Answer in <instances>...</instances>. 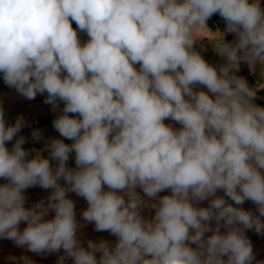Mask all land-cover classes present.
I'll list each match as a JSON object with an SVG mask.
<instances>
[{
  "label": "clouds",
  "instance_id": "clouds-1",
  "mask_svg": "<svg viewBox=\"0 0 264 264\" xmlns=\"http://www.w3.org/2000/svg\"><path fill=\"white\" fill-rule=\"evenodd\" d=\"M216 14L219 68L195 48ZM242 63L264 75L260 0H0L4 83L27 100L46 93L60 109L54 129L72 141L26 151L23 116L7 124L0 107V238L37 255L63 249L59 264H253L245 233L264 235V107L236 75ZM36 186L50 195L25 207ZM69 192L114 244L82 245Z\"/></svg>",
  "mask_w": 264,
  "mask_h": 264
},
{
  "label": "crops",
  "instance_id": "crops-1",
  "mask_svg": "<svg viewBox=\"0 0 264 264\" xmlns=\"http://www.w3.org/2000/svg\"><path fill=\"white\" fill-rule=\"evenodd\" d=\"M261 7L264 8V0H260ZM209 31H204L202 33L203 36L207 38H203L201 40L197 41V44L195 45V48L197 51H201V45H203L204 50L201 51V55L203 58L213 66H216L219 68V66L223 65L225 63V60L222 56L217 54V52L214 50L212 44H217L219 42L218 39V33L213 32H223L225 28V22L219 17L218 14L213 15L207 22ZM78 32V37L81 41V43H85L88 40V37L86 33L80 32L77 29V26L74 28ZM225 41L231 42L235 39L233 34H225L224 36ZM212 44H211V43ZM137 69L139 68V65H136ZM262 68L260 65H256L253 69H250L247 64L242 63L240 66V70L236 72V75L244 77L247 82L250 81L252 84H256L257 86L261 85V80L264 79V75H261ZM258 86V87H259ZM204 91H207V89H202ZM15 94H18L17 92ZM46 93L44 95L38 94L35 99L33 100H27L20 94H18L19 97H21L18 101L11 103L9 105H6L3 108L5 113V120L7 124H13L18 116H23L26 126L22 128V130L18 133L19 136H24L26 138V142L22 145V147L26 151H30L31 149L36 150H42L45 148V142L49 138H57V139H63L65 143L71 144L72 141L64 139L60 136V134L54 129L53 127V120L56 118V116L59 114L60 109H57L56 111L52 110V106L45 104L44 100L46 99ZM63 103L61 102L60 108L62 109ZM74 115V114H69ZM165 124H171L174 128L179 129L181 127L180 124L165 120ZM33 130H40L42 133V138L39 141H34L32 138V132ZM15 142V138L12 142L7 143V147L11 148L12 144ZM45 156L48 155V153L45 151L43 152ZM30 155H35V153H31ZM54 163V162H53ZM68 167L75 168V154H71L69 161L67 162ZM3 179H0V184L5 183ZM61 183L63 181L61 180ZM39 186L28 188L26 191L29 190H36L39 189Z\"/></svg>",
  "mask_w": 264,
  "mask_h": 264
},
{
  "label": "rangeland",
  "instance_id": "rangeland-1",
  "mask_svg": "<svg viewBox=\"0 0 264 264\" xmlns=\"http://www.w3.org/2000/svg\"><path fill=\"white\" fill-rule=\"evenodd\" d=\"M73 29L76 27L75 22H72ZM250 87L257 89V95L255 98V103L261 107H264V79L261 80V85L258 87L256 84H252V82L248 81ZM16 91L12 88H9L3 81L2 74H0V107H4L11 103L18 101L21 97L18 94H15ZM64 183V182H63ZM61 183V184H63ZM106 188V186H105ZM51 190H45L42 188L36 190L25 191L24 195L26 197L25 207H30L35 203L40 202L41 200H47V197L50 195ZM138 191H140L138 189ZM169 191L161 192L159 195H169ZM141 195L143 193L141 192ZM217 195H223L222 192H218ZM68 197L72 199L75 203V212L77 221L83 225L79 230V237L81 239L82 245L84 247L87 246L88 240L99 241L101 239L107 240L111 243H115L116 237L111 235L108 232H97L94 230V224H90L83 220L82 212L88 207L87 201L77 196L75 193H68ZM229 203H234L229 200ZM200 207H207V201L201 203ZM239 207H243L245 210L255 211V205L251 201H245L243 205ZM146 217H150L154 215V209H145L142 213ZM54 213H49L48 218H52ZM26 227V224L21 223V230ZM221 231H225V229H221ZM210 234V233H209ZM245 235L251 241L253 247V253L255 256V260L253 264H260V262H264V235L257 234L254 230L246 231ZM64 251L61 249L59 252L37 255L35 253L27 251L26 248L17 247L13 241L0 238V264H14V261L10 258H15L17 262H19V258L22 256H26L33 261V264H59L60 258L64 256ZM99 256V254H97ZM64 264H72L71 259H66Z\"/></svg>",
  "mask_w": 264,
  "mask_h": 264
}]
</instances>
